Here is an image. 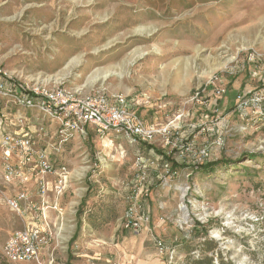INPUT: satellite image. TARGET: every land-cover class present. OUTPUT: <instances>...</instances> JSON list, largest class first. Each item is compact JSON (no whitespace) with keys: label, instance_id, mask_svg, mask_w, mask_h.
<instances>
[{"label":"rangeland","instance_id":"374dc122","mask_svg":"<svg viewBox=\"0 0 264 264\" xmlns=\"http://www.w3.org/2000/svg\"><path fill=\"white\" fill-rule=\"evenodd\" d=\"M0 70L82 92L146 95L138 111L147 124L188 113L174 123L179 134L172 130L167 145L176 174L161 181L146 171L150 192L139 201L151 223L137 234L122 225L137 153L148 159L149 147L89 132L55 153L51 127L39 147L67 168V228L51 236L41 264H130L137 244L161 264H189L202 255L205 239L216 247L205 253L213 263L219 255L233 264H264V0H0ZM213 76L226 95L204 119L209 103L187 100ZM242 94L248 104L237 109ZM188 123L205 131L188 138ZM219 136L222 147L214 144ZM203 147L209 162L229 164L212 175L191 171V148ZM19 190L17 182L0 180L1 259L9 234L25 225L26 215L5 203ZM152 235L174 251L172 259L158 254Z\"/></svg>","mask_w":264,"mask_h":264},{"label":"built area","instance_id":"2783aa9c","mask_svg":"<svg viewBox=\"0 0 264 264\" xmlns=\"http://www.w3.org/2000/svg\"><path fill=\"white\" fill-rule=\"evenodd\" d=\"M225 95L226 87L219 78L213 76L203 88L194 91L187 103H209L208 108L211 109L203 116L208 119L210 113L217 111V103ZM244 97L243 94L237 97V109L247 106L248 101ZM142 98H146V95ZM142 98L96 90L82 92L65 87L63 83L54 84L43 80L26 81L0 70V180L5 185L13 182L20 185L17 194L6 199L5 203L11 211L26 215L23 229L9 234L3 245L2 255L9 263L41 264L42 250L52 236L47 210L60 215L56 203L50 206L47 200L51 195L60 198L66 192L69 176L67 168L56 165L46 149L39 147L40 142L47 141L51 127L55 128L54 136L58 139L51 145L55 153L74 138H84L89 132L98 136L116 133L130 145L149 147L148 159L137 153V176L130 183V196L127 198L122 226L124 230L138 233L150 225L151 216L144 212L139 201L150 192L146 171L158 172L156 178L161 181L167 180V174L170 177L176 174L171 169L172 165L167 164V145L170 143L171 131L179 134L176 126L187 118L188 113L180 112L169 122L166 115L164 123L156 121L147 124L138 111L145 104H142ZM202 100L204 102H200ZM174 123H177L176 126ZM186 126L188 138L205 131L200 123H188ZM223 143L222 136L214 141L217 147H222ZM155 148L160 150L159 154H156ZM191 153V171L207 163L210 158L207 147L197 151L191 148ZM189 176L190 173L187 174ZM30 183L32 187H29ZM188 190L189 187L184 190L183 197H186ZM34 196L36 201H33ZM188 203L192 206V203ZM152 242L160 256L165 260L167 256L172 259L174 251L158 236L152 235Z\"/></svg>","mask_w":264,"mask_h":264},{"label":"crops","instance_id":"0c3cea01","mask_svg":"<svg viewBox=\"0 0 264 264\" xmlns=\"http://www.w3.org/2000/svg\"><path fill=\"white\" fill-rule=\"evenodd\" d=\"M50 197H52V199L49 198L47 200L48 204L51 206L55 202L59 209V213H60V215H58V213H56L55 211H52L50 209L47 210V217L50 223L51 234L52 236L54 235V238H57L60 236L61 233H64V231H66V228H67L66 225L64 224L65 215L63 213V209L61 208V200H62L61 198L62 197L57 198V199L54 198L52 195ZM78 230L79 229L77 227L71 240L76 235ZM133 234H137V233L133 232ZM131 250H132L130 253L131 259L129 260V257H127L128 259H126L127 261H130V264H161L160 263L161 258L159 259L157 254L148 247H144L143 245L137 244V245H134Z\"/></svg>","mask_w":264,"mask_h":264},{"label":"trees","instance_id":"16d2710c","mask_svg":"<svg viewBox=\"0 0 264 264\" xmlns=\"http://www.w3.org/2000/svg\"><path fill=\"white\" fill-rule=\"evenodd\" d=\"M227 164H229V162L227 161L225 162L223 160H217L215 162L208 161L207 163L201 165L199 169H201L202 173H205L207 175H212L216 171L217 168H221L223 166H226ZM172 165L175 166V164H172ZM82 205L83 203L81 202L80 206ZM199 236H200V233H198V235L194 234V238H198ZM74 239H75V236L73 237L72 240ZM201 246L203 247V250H201L202 255L198 259L191 261L189 264H233L230 261L223 259L219 255L217 256L216 262L213 263L212 258L205 255V253H208L216 248L215 245L211 241L205 239L203 243L201 244ZM0 264H9V262L3 257V259L0 258Z\"/></svg>","mask_w":264,"mask_h":264}]
</instances>
